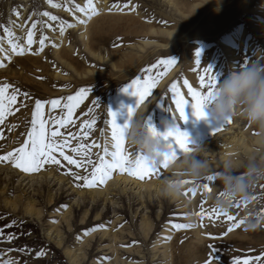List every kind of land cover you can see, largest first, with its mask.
<instances>
[{
    "label": "rangeland",
    "instance_id": "obj_1",
    "mask_svg": "<svg viewBox=\"0 0 264 264\" xmlns=\"http://www.w3.org/2000/svg\"><path fill=\"white\" fill-rule=\"evenodd\" d=\"M93 3L99 14L87 19L90 13L77 10L87 7V0H0V62L4 64L0 85L9 83L20 90L11 114L0 124V156L26 139L35 99H61L55 110L45 106L46 119H60L67 111L62 107L67 97L87 88L88 96L74 109L72 123L60 131L72 146L84 144L96 161L102 152L93 147L94 142L107 141L112 150L109 109L123 126L129 107L137 105L131 89L124 91L127 84L146 78L145 70L159 61L173 60L138 109H146V123L158 131L178 125L202 146L199 155L208 161L209 173L198 181L182 176L190 183L175 199L158 192L165 178L183 173L172 161L143 179L117 169L104 185L95 187L74 179L76 174L88 175L90 165L69 166L59 153L61 165L50 164L34 173L0 162V254L18 264H234L264 253V180L255 182L248 198L237 199L231 208L221 211L214 206L223 193L216 172L228 160L243 171L250 159H264V129L239 115L231 122L218 121L210 109L206 119H198L187 96V120L179 121L171 92L176 83L186 94L184 80L200 88L199 77L208 67L219 83L249 63L264 64V0H174L176 8L167 0ZM124 4L129 7L123 8ZM44 12L57 20L43 16ZM28 31L34 32L31 50L12 53L8 40L27 48ZM40 39H45L43 51ZM164 70L160 65L153 77ZM91 120L96 123L85 139L83 126ZM125 148L134 159L137 151L127 142ZM64 151L72 154L68 147ZM208 176L214 180H207ZM117 178L120 183L112 187ZM135 184H152L153 189L144 193ZM174 223L191 227L174 230ZM10 235L15 237L11 241ZM39 250L46 255L37 257Z\"/></svg>",
    "mask_w": 264,
    "mask_h": 264
},
{
    "label": "snow or ice",
    "instance_id": "obj_2",
    "mask_svg": "<svg viewBox=\"0 0 264 264\" xmlns=\"http://www.w3.org/2000/svg\"><path fill=\"white\" fill-rule=\"evenodd\" d=\"M51 3V0H49ZM53 7H58L59 5L53 4ZM113 7L121 8L120 5H113ZM128 4H124L123 8H128ZM79 12L90 13L87 19H91L92 16L98 15V10L95 7L93 0H87V7H79L77 9ZM122 10V9H121ZM43 16L49 17L48 12H44ZM50 19L55 21L57 17L52 15ZM87 20H81L80 23H86ZM39 22L33 23L31 25L32 29H36ZM72 27V25H68ZM9 37L13 36V32L9 31L7 28L4 29ZM61 32L64 28L60 29ZM34 32L28 31L27 33V48L18 42H13L12 39L8 40L11 46V52L17 55H23L26 50H31V46L34 43ZM40 51H43V45L45 44V39H40ZM0 50H3L0 47ZM196 63L199 65V52H197ZM175 63L173 60H161L158 64L153 65L149 69H146L148 75L146 78L134 79L131 83L127 84L124 91L131 89V95L137 97V105L135 108L129 107L128 118L140 107L141 104L145 103L146 100L151 97L153 89L159 83V79L167 75V70ZM160 65L165 66V70L158 74L157 78H154L152 72L154 69ZM4 64L0 62V67ZM204 75H200L199 84L200 88H195L189 84L187 80L183 81V86L187 87V93L184 94L180 91L176 83L171 85L172 100L175 104V109L179 115V121H186L187 115L185 112L186 106L189 104V98L191 100V107L193 110V115L196 118H201L206 115L203 111L204 100L211 96L212 90L217 84V77L211 74V67L206 68ZM11 89V92L9 90ZM20 90L14 88L9 83H4L0 85V124L4 123L5 117L11 114L12 106L16 104L17 96ZM89 89L80 88L75 95H70L67 97V102L62 105L63 109H66V114L60 119L45 118V106L50 105L52 110L61 107V99H51V100H34V109L32 111V117L30 121V130L25 133L26 139H23L20 146L17 147L13 152H8L7 155L0 156V162L11 163L15 168L25 172L34 173L39 172L47 165H61V160L57 158V153L63 158V161L67 162V165H74L76 168H86L91 166V172L88 175L76 174L74 179L76 181H82L83 186L95 187L98 185H104L107 180L112 177V173L115 170H119L121 173L127 172L129 175L143 179L146 175H150L159 168H167L171 160H174L177 156L189 152L190 148L187 143V133L180 130L179 126H176L175 132H168L163 134L165 140L168 142V147L171 149V157H165L159 164V166H151L145 157L137 152L134 159L130 158L133 154L128 152L125 148V129L127 127V121L123 126L117 123V113L109 109L108 115L110 117V129H111V151L108 147V142L106 141L104 145H99L93 143V147L100 148L102 154H97L98 159L93 161L89 157V152L85 151V145L77 143L76 146H72L70 142L65 139L60 131V129L67 128V126L72 123V116L74 109L77 108L82 101L88 96ZM24 96H28L24 93ZM91 111V110H90ZM175 120L176 117L173 116ZM178 121V120H177ZM224 122H231V118L225 120ZM96 123L95 120L87 121L84 124L83 136L86 139L91 131L93 125ZM50 124L52 126H50ZM150 130L156 132V129L152 125H148ZM219 128H217L218 130ZM2 138V137H0ZM70 148V152L75 154V156L80 157V159L74 158L72 154H66L64 148ZM69 175H72L71 169L69 170ZM207 180H214V176H208ZM184 183H190L189 181H184ZM205 189H209L208 184L204 185ZM195 194V188L191 190ZM187 195V193H185ZM213 213L216 210L213 209ZM203 217L204 213L201 211L199 213ZM228 219H232L231 216ZM12 227V225H8ZM174 230H181L191 227L189 224L184 223H174L171 225ZM231 230V229H229ZM15 237L10 235L8 240L11 241ZM171 239V237H167ZM20 251H26V249H20ZM46 255L44 250H39L36 252L37 257ZM0 264H18L14 258H3V254H0ZM234 264H264V253L256 255L254 257L246 258L243 260L237 259Z\"/></svg>",
    "mask_w": 264,
    "mask_h": 264
},
{
    "label": "clouds",
    "instance_id": "obj_3",
    "mask_svg": "<svg viewBox=\"0 0 264 264\" xmlns=\"http://www.w3.org/2000/svg\"><path fill=\"white\" fill-rule=\"evenodd\" d=\"M206 109H210L211 116L218 121L224 122L239 115L264 129V64L249 63L217 83L211 96L204 100L203 111L206 115L199 119L207 118ZM145 111L137 109L127 119L125 140L151 166H159L165 157H171V149L163 134L175 132L176 126L166 125L163 132L155 128L154 134L144 119ZM187 143L190 151L171 160L183 170L182 175L170 176L162 181V192L166 196L179 198L183 195L185 180L182 176L198 181L209 173L208 161L199 155L203 147L188 135ZM215 175L223 185V193L215 199L214 206L225 211L237 199H247L253 184L264 180V159H250L243 171H238L230 161H225Z\"/></svg>",
    "mask_w": 264,
    "mask_h": 264
},
{
    "label": "bare ground",
    "instance_id": "obj_4",
    "mask_svg": "<svg viewBox=\"0 0 264 264\" xmlns=\"http://www.w3.org/2000/svg\"><path fill=\"white\" fill-rule=\"evenodd\" d=\"M224 1V0H223ZM167 2L169 3V5H171V6H174L175 8L177 7V5L174 3V0H167ZM217 3V2H216ZM179 4V3H178ZM222 6V5H221ZM183 8V7H182ZM181 8V9H182ZM221 8V7H220ZM223 13V12H222ZM208 16V15H207ZM76 21H77V23L78 22H80L81 21V19H76ZM244 34V33H243ZM241 36H242V34H241ZM58 37V36H57ZM235 36H233V38H234ZM237 39L239 40V42L241 41L240 40V38L237 36ZM231 40V38L230 39H227L226 41H224V44L225 45H228V43H229V41ZM250 43V42H249ZM232 51V50H231ZM234 56V55H233ZM233 58V57H232ZM228 134V133H227ZM234 134V133H233ZM232 134V135H233ZM221 139H223V138H221ZM232 139V138H231ZM228 140V139H227ZM235 140V139H234ZM241 140V139H240ZM236 142H238V141H236ZM230 143V142H229ZM210 146V145H209ZM224 158V157H223ZM228 160V159H227ZM228 161H230V160H228ZM118 182H119V178H117V179H115V181L112 183V187H113V184H115V185H117L118 184ZM122 182V181H121ZM127 182H129V181H127L126 179L123 181V184H128ZM131 182V181H130ZM120 183V182H119ZM153 184V183H152ZM150 185V186H138L137 184H135V188L136 187H139V188H137V189H139L140 191H144V193L145 192H150L153 188H152V186L153 185ZM156 185V184H155ZM160 185V184H159ZM156 188V187H155ZM155 190H157V189H155ZM162 191V185L160 186V188H159V190H158V192H161ZM100 193V192H99ZM150 194V193H149ZM174 198V197H173ZM176 199V198H175ZM37 213V212H36ZM35 213V214H36Z\"/></svg>",
    "mask_w": 264,
    "mask_h": 264
}]
</instances>
